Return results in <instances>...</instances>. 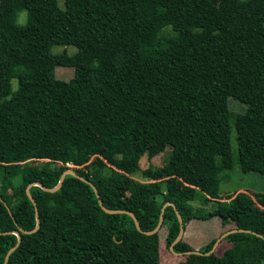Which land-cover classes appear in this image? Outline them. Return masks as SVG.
<instances>
[{"label": "trees", "instance_id": "obj_1", "mask_svg": "<svg viewBox=\"0 0 264 264\" xmlns=\"http://www.w3.org/2000/svg\"><path fill=\"white\" fill-rule=\"evenodd\" d=\"M59 2L0 0V264L15 233L8 264H163L159 233L172 246L176 211L185 228L217 217L251 231L225 237L233 260L215 264H264V192H220L236 166L264 176V0ZM58 67L73 78H57ZM168 146L164 165L142 171L155 192L124 196L141 159ZM67 170L91 184L67 174L46 190ZM199 196L215 208H194ZM167 203L161 230L145 233ZM104 208L133 213L142 231Z\"/></svg>", "mask_w": 264, "mask_h": 264}, {"label": "rangeland", "instance_id": "obj_2", "mask_svg": "<svg viewBox=\"0 0 264 264\" xmlns=\"http://www.w3.org/2000/svg\"><path fill=\"white\" fill-rule=\"evenodd\" d=\"M59 5L62 8H68L67 0H60ZM27 16L28 13L26 11H21L18 16V24L19 25H25L27 22ZM65 49L62 45H55L53 47V52L59 53L63 52ZM68 52L73 54L76 52V48L73 46L68 47ZM56 76L57 78L69 81L74 76V69L71 67H58L56 69ZM18 82L16 80L13 81V86L16 87ZM229 105H231V108L234 110H237L239 112L243 111V107L234 100L233 98L229 99ZM231 143L233 150L237 151V143L235 138V132L231 135ZM172 152L171 146L166 147L165 151L159 155L153 158L152 160L148 159V157H143L140 161L141 164V170L139 173H137L133 177H127L125 180L124 185V196L126 197H132L135 199H144L148 197L149 195L153 194L156 190L155 184L152 182H146V180L142 177V171L150 166L156 168L164 165V163L169 159ZM109 154L108 151L102 150L100 148H97V155L104 158ZM108 174L109 172H105ZM225 175V181H223L220 185V192L221 195H227V194H233L234 192L241 190V191H248L250 193H259L264 192V176L258 174V173H243L238 166L234 168V170L230 172L223 173ZM164 187V185H163ZM194 208H205L206 211H210L213 208H215L216 203H204L203 199L199 196L195 201L190 203ZM193 224V225H192ZM222 223V221L214 217L212 219L202 221V220H196L194 222L190 223V226L187 227V235L185 234V237L181 239L182 243L186 246H189L187 244H190L192 247L185 251V247L182 245L180 249H182L183 252H180V250L174 249V246L178 243H181L180 241L177 242L174 246H168L166 245V228L162 229L159 233L160 235V260L163 264H215L217 260L224 259L227 262H231L233 260L232 255V244H228L226 241L223 242L220 246L218 245L215 250H213L211 253L204 254V256H207V262H203L199 259L197 254H194L195 252L202 253V250L212 241L215 240V243L217 242L218 238L221 237V235L233 227V224H226V226ZM192 225V235H188L190 228ZM181 243V244H182ZM187 243V244H186ZM194 243L201 244L194 245ZM204 244V245H203ZM220 244V243H219ZM190 247V246H189ZM194 252V253H193ZM202 254V255H203ZM200 256V255H199Z\"/></svg>", "mask_w": 264, "mask_h": 264}, {"label": "water", "instance_id": "obj_3", "mask_svg": "<svg viewBox=\"0 0 264 264\" xmlns=\"http://www.w3.org/2000/svg\"><path fill=\"white\" fill-rule=\"evenodd\" d=\"M67 174L73 175V176H75V177L80 178V179L83 180V181L89 182V180H87V179H85V178H83V177H80L75 171L67 170V171H65V172L63 173V175H62V177H61V180H60L59 184H58L56 187H54V188H52V189H48V188H46V190H48V191H56V190H58V189L60 188V186L62 185V182H63V180H64V177H65ZM89 183L91 184V182H89ZM32 185H38V186L44 188L41 184H38V183H35V184H32ZM32 185H30V186L28 187V189H27V193H28L29 198L31 199V201L33 202V204H34L35 207H36L37 227H36L33 231H31V232H29V233H33V232L37 231L38 228L40 227V220H39V217H38V216H39V215H38V208H37V206H36V202H35V200L33 199V197L31 196V194H30V192H29V189H30V187H31ZM92 186H93V188H94V190H95V192H96L97 197L99 198V193H98L96 187H95L93 184H92ZM1 200H2V199H1ZM2 201H3V200H2ZM100 204H101V206H103L102 203H101V201H100ZM5 205H6V207L8 208L9 212L11 213V210H10V208L8 207V205H7V204H5ZM168 205H171V204H170V203H167V204H165V205L163 206V208H162L161 218H160V222H159L158 226H157L153 231H149V232H145V233L152 234V233H157V232H159V231L161 230V227H162V224H163V221H164V212H165V209H166V207H167ZM104 209H105V208H104ZM105 210L108 211L109 213H127V214H129V215L134 219L137 228H138L140 231H142L141 226H140V223H139L138 219L136 218V216H135L133 213L128 212V211H124V210H117V211H116V210H115V211H111V210H107V209H105ZM176 213H177V216H178V219H179V222H180V233H179L177 239L173 242L172 246H174L177 242H179V241L183 238V235H184V232H185V227H184V222H183L182 215L180 214L179 211H176ZM237 232L251 233L250 230H244V229H233V230L227 231L226 233L222 234L221 237L218 238V240H217V242L214 244V247H213V249L211 250V252H212L213 250H215V248L217 247V245H218V244H219V243H220L225 237H227L228 235H230V234H232V233H237ZM26 233H28V232H26ZM15 234L18 235V238H19L18 243H17V245H16L15 247H13V248L8 252L4 264H8V261H9L10 255H11L12 252L18 247V245H19L20 242H21V235H20L19 233H15ZM254 234H256L257 236H261V235L258 234V233H254ZM172 246H171V247H172ZM211 252H210V253H211ZM193 253H194V252H193ZM194 254L202 255L203 253L195 252ZM203 255H204V254H203Z\"/></svg>", "mask_w": 264, "mask_h": 264}, {"label": "crops", "instance_id": "obj_4", "mask_svg": "<svg viewBox=\"0 0 264 264\" xmlns=\"http://www.w3.org/2000/svg\"><path fill=\"white\" fill-rule=\"evenodd\" d=\"M196 220H198V219L192 220L191 222H194V221H196ZM202 221H203V220H202ZM191 222L188 223L187 227L190 226V223H191ZM192 225H193V224H192ZM192 225H191V228H190V231H189L188 235H190V234L192 235V231H193V230H192ZM222 225H223V224H222ZM225 226H226V225H225ZM187 227L185 228V232H184L183 237H185V234L187 235V231H188ZM229 231H230V230H229ZM226 232H227V231H226ZM226 232L224 231V233H226ZM224 233H223V234H224ZM191 235H190V236H191ZM159 238H160V236H159ZM182 239H183V238H182ZM181 241H182V240H180V242H181ZM222 243H223V242H220V244H218V245L220 246ZM186 244H187V243H186ZM228 244H230V243L228 242ZM187 245H189L190 248L192 247L191 242H190V244H187ZM194 245L202 246L201 244H197V243H194ZM203 245H204V244H203ZM218 245H217V246H218ZM189 246H188V247H189ZM192 248H193V247H192Z\"/></svg>", "mask_w": 264, "mask_h": 264}]
</instances>
